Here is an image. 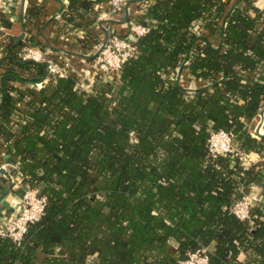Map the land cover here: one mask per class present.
<instances>
[{
	"label": "trees",
	"instance_id": "obj_1",
	"mask_svg": "<svg viewBox=\"0 0 264 264\" xmlns=\"http://www.w3.org/2000/svg\"><path fill=\"white\" fill-rule=\"evenodd\" d=\"M102 1L68 0L63 16L79 22ZM145 18L137 56L92 91L23 59V41L0 58L4 151L47 197L21 242L0 236V264H179L213 243L209 264H264L260 208L252 220L231 211L243 195L240 161L208 148L212 131L227 130L241 152L264 156V135L245 122L264 102V9L253 0H152ZM178 65L209 85L187 89L171 78ZM46 78L39 89L15 86ZM7 181L0 171V191Z\"/></svg>",
	"mask_w": 264,
	"mask_h": 264
},
{
	"label": "crops",
	"instance_id": "obj_2",
	"mask_svg": "<svg viewBox=\"0 0 264 264\" xmlns=\"http://www.w3.org/2000/svg\"><path fill=\"white\" fill-rule=\"evenodd\" d=\"M152 0H127L119 8L112 6L111 0L97 4L84 19L71 23L67 22L63 13L67 9L68 0H14L8 8L7 15L0 22V58L8 51L10 42L23 41L25 49L33 46L41 49L46 58L55 62L64 71V76L72 74L77 80V86L86 91H92L98 83L99 69L94 64L95 55L99 46L112 34L120 36L129 35L131 22L144 24L145 12ZM253 4L264 9V0H253ZM37 14L34 15L33 11ZM145 25V24H144ZM25 29L24 37L19 40L20 34ZM209 39L215 44L220 41V35H210ZM46 64V62H43ZM178 81L189 90L209 85L206 81L197 80L188 74L187 69L178 65ZM3 68L0 67V91ZM258 78L261 73L253 71L248 74ZM49 78L37 83L16 82L19 91L26 88L39 89L43 87ZM40 83V85H37ZM27 97V96H26ZM29 97H27L28 99ZM18 108L26 106L25 101L15 100ZM249 132L256 137L264 135V102L258 113L252 118H246ZM5 142L0 139V165L1 173L8 177L0 191V226L6 224L19 211L24 193L28 186L23 182L18 170L17 161H8V155L4 151ZM253 165L244 174L239 175L242 193L257 196L261 206L264 204V156L252 154ZM261 210V218L264 219V210ZM211 252L214 243L208 245ZM177 243L172 242V250L177 252ZM179 254V253H178ZM41 259L42 253L37 254ZM181 255V254H180ZM245 255L241 254L240 259Z\"/></svg>",
	"mask_w": 264,
	"mask_h": 264
},
{
	"label": "built area",
	"instance_id": "obj_3",
	"mask_svg": "<svg viewBox=\"0 0 264 264\" xmlns=\"http://www.w3.org/2000/svg\"><path fill=\"white\" fill-rule=\"evenodd\" d=\"M127 0H111L112 6L117 9ZM14 0H0V22L5 18L8 8ZM131 32L129 35H110L100 46L95 55L94 64L98 67V80L112 82L120 77L123 65L138 54L136 42L138 38L149 31V27L144 24L131 22ZM2 29L0 24V30ZM23 59H31L37 62H46L47 70L53 76H64V71L52 60L46 58L41 49L28 46L22 50ZM187 63V60L184 61ZM171 78L179 79L178 70L171 75ZM37 85H40L38 83ZM234 133L227 130L212 131L208 139V148L213 156L232 154L240 161L241 171L236 175L244 174L253 165L254 159L251 153H243L238 145L234 144ZM257 154V153H256ZM3 168L0 165V171ZM241 182L239 189L242 191ZM47 202L46 194L41 188H27L23 195L18 213L6 224L0 226V236L10 237L16 242H21L28 231L31 223L39 221L43 214ZM260 199L257 196L244 194L231 206V211L241 220H252L254 208H260ZM210 246H201L188 252V258L179 261V264H209Z\"/></svg>",
	"mask_w": 264,
	"mask_h": 264
},
{
	"label": "water",
	"instance_id": "obj_4",
	"mask_svg": "<svg viewBox=\"0 0 264 264\" xmlns=\"http://www.w3.org/2000/svg\"><path fill=\"white\" fill-rule=\"evenodd\" d=\"M24 34H25V29L23 27V32L20 34L19 40H21L24 37ZM187 258H188V254H181L179 256V260H181V261L186 260Z\"/></svg>",
	"mask_w": 264,
	"mask_h": 264
},
{
	"label": "rangeland",
	"instance_id": "obj_5",
	"mask_svg": "<svg viewBox=\"0 0 264 264\" xmlns=\"http://www.w3.org/2000/svg\"><path fill=\"white\" fill-rule=\"evenodd\" d=\"M176 72H177V70H176ZM176 72H175V73H176ZM236 142H237V141H236V140H234V144H235V145H237V143H236ZM92 182H93V178H91V179H90V184H91V185H90V187H91V188H92ZM92 190H93V189H92Z\"/></svg>",
	"mask_w": 264,
	"mask_h": 264
}]
</instances>
